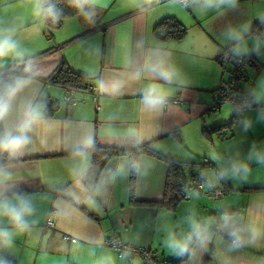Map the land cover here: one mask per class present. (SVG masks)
I'll return each mask as SVG.
<instances>
[{"label": "crops", "instance_id": "0c3cea01", "mask_svg": "<svg viewBox=\"0 0 264 264\" xmlns=\"http://www.w3.org/2000/svg\"><path fill=\"white\" fill-rule=\"evenodd\" d=\"M89 4L84 14L67 17L45 33L35 0H0V29L9 30L6 34L24 53L0 58V68L16 62L15 75L32 81L17 96L2 132L15 128L28 103L42 113L27 147L0 166L9 174L0 180V200L15 202L22 196L34 208L24 232L0 217V228L13 233L10 243L0 241V264H139L138 257L119 256L104 243L114 232L127 243L150 249L158 260H173L181 253L165 246L168 233L187 249L194 244L179 264H264V162L255 158L264 155V0ZM165 17L182 24L183 38L155 34ZM257 23L259 35L251 30ZM245 25L249 27L242 31ZM231 29L242 32L239 41L227 38ZM225 49L253 55L258 63L242 67L240 84L253 104L237 114L229 102L210 108L221 82L230 76L229 65L218 59ZM61 62L87 77L89 87L74 89L78 101L61 102L47 116L42 100H60L64 92L46 82ZM161 69L168 78L159 75ZM153 84L166 93V100L150 108L143 93ZM142 145L176 160L204 164L200 173L210 170L215 182L200 176L227 194L214 199L197 189L185 190L169 208L162 203L167 175L163 159L139 152L132 181L127 154L106 159L99 153ZM236 162L246 163L247 173L233 175ZM188 201L194 202L195 223L187 221ZM52 208L57 214L50 228L45 222ZM233 232L239 243L232 241Z\"/></svg>", "mask_w": 264, "mask_h": 264}, {"label": "clouds", "instance_id": "9594fccd", "mask_svg": "<svg viewBox=\"0 0 264 264\" xmlns=\"http://www.w3.org/2000/svg\"><path fill=\"white\" fill-rule=\"evenodd\" d=\"M46 0H35L37 14L44 13L45 16L52 18L55 22L59 18L58 12L55 11L54 6H49L46 9L42 7ZM73 6L80 8L83 4L89 3L90 0H70ZM219 3H225V0H218ZM229 3H235V0H228ZM212 3V0H209ZM248 25H245L242 31H247ZM7 29H0V58L12 55L14 57H22L23 52L18 51L17 43L12 39ZM242 32L236 29H231L227 33L229 40L239 41L241 39ZM239 54V53H237ZM24 73L30 71V67L24 68ZM156 71V69H153ZM159 75L163 78H168L169 73L166 70L161 69ZM31 78L26 75H12L7 78L0 77V124L5 122L13 111L14 102L17 96L31 83ZM166 100V93L163 92L157 85H149L143 93L144 103L150 107L155 108L162 106ZM42 113L39 110V106L28 103L24 109L23 117L15 128H5L3 132H0V153H7L9 157H15L22 152L24 148L30 143L29 133L31 132L35 123L41 119ZM89 145L91 141L87 142ZM252 158L250 154L249 159ZM255 158L264 162V155L259 153L255 154ZM248 165L244 162H236L232 165L233 175H239L242 172L247 173ZM9 174L0 170V180L5 179ZM34 212L31 202L20 196L16 201H10L7 199L0 200V217H7L12 227L19 231L24 232L29 227L28 217ZM12 231L7 228H0V241L4 243H10L12 238ZM234 237V242L239 243L240 237L233 232L231 234ZM174 247L181 253L187 250L186 244L175 243Z\"/></svg>", "mask_w": 264, "mask_h": 264}, {"label": "trees", "instance_id": "16d2710c", "mask_svg": "<svg viewBox=\"0 0 264 264\" xmlns=\"http://www.w3.org/2000/svg\"><path fill=\"white\" fill-rule=\"evenodd\" d=\"M49 6H54L55 11L59 14V18L55 22H53L52 18L45 16L42 12V18L46 26L45 33H48V31L51 29L59 27L65 18L70 16L82 15L91 8V5L89 3L83 4L80 8H77L73 6L70 0H46V2L42 5V7L45 9ZM251 30L256 35H259L261 31V24L257 23L251 28ZM154 32L157 36L162 38L181 39L185 36L186 29L173 17H165L156 24ZM241 60L243 64H248L249 62L253 61L255 64L254 67H258L257 60L253 55H241ZM17 64L18 63L15 62L0 68V77L7 78L9 76L15 75L16 70L14 68ZM231 71L232 69H230V73ZM46 82L58 85L63 89L72 88L76 90H86L89 87L88 78L74 73L64 62H61L60 65L50 74V76L46 79ZM243 94H246V96H250V94L246 93L244 90ZM58 105V100L56 99L45 98L42 100L44 114L47 116L53 115L56 112ZM235 113L237 114L238 112ZM229 123H231V121ZM215 129L217 130L218 134H224V131L220 130L219 127H215ZM0 132H2V124H0ZM141 151L153 152L159 158L163 159L167 164V175L165 183L166 193H164V200L162 201V203H164L169 208H173L176 202L180 198L185 196V182H187L189 179H195L200 177L204 178L200 176L198 172L204 164L176 160L155 152L154 150L150 149L147 145H142L138 149L132 150L105 148L99 153L103 154V156L105 155L106 159L118 154H127L130 157V177L133 181L136 170L135 157ZM10 161L11 160L7 153H0V166L7 164ZM216 172L218 178H220V180L224 183V177L217 170ZM193 245V243L190 244L186 251L177 255L176 258H174L173 260L159 261H161L163 264H179L190 254Z\"/></svg>", "mask_w": 264, "mask_h": 264}, {"label": "built area", "instance_id": "2783aa9c", "mask_svg": "<svg viewBox=\"0 0 264 264\" xmlns=\"http://www.w3.org/2000/svg\"><path fill=\"white\" fill-rule=\"evenodd\" d=\"M180 3H186L187 0H177ZM219 60L222 63L232 64V71L227 80L222 81L219 88L217 89L216 98L214 103L210 105V108L218 107L223 102H229L235 112H241L247 107L253 104V98L243 94V88L240 85V80L244 78V73L242 70L243 62L241 60V55L235 53L230 49H225L219 55ZM251 66H254V62L251 61L248 63ZM74 89L68 88L64 89L62 98L58 100V104L65 102L67 104H75L78 100L73 96ZM177 101V99H173ZM185 190L197 189L206 193L214 199L224 196L225 190L222 188H213L209 187L206 179L204 178H195L189 179L185 182ZM57 214L56 209L52 208L46 218L45 225L47 227L53 228L55 226V216ZM64 238L69 240H74L73 237L65 235ZM234 242V239H232ZM104 243L113 248L119 256L127 254L132 257H138L140 259L139 264H163L161 261L156 259L155 253L148 248L135 246L130 243L123 241L120 235L117 232L109 235Z\"/></svg>", "mask_w": 264, "mask_h": 264}, {"label": "rangeland", "instance_id": "374dc122", "mask_svg": "<svg viewBox=\"0 0 264 264\" xmlns=\"http://www.w3.org/2000/svg\"><path fill=\"white\" fill-rule=\"evenodd\" d=\"M228 65H229V67L231 69L232 68V64H228ZM246 86L248 87L249 85L246 84ZM198 172H199V174H202V175L206 176L207 178H210L213 181V183L215 182L214 176L211 174L210 170L205 169L203 173L202 172L200 173V171H198ZM225 194H227V193H225ZM225 194H224V196H225ZM191 195H194V192H192ZM224 196H222V197H224ZM222 197H220V198H222ZM217 199H219V198H217ZM188 202L189 203L186 204V211L188 212L187 221L189 223H193V222L195 223L198 219H197V215H195V208L192 206V204H194V202L193 201H191V202L188 201ZM196 214H197V212H196ZM175 243H179V242H177V238L174 239L171 234L167 233L166 237H165V246L167 247L169 252H174V251L178 250V249H176L174 247ZM182 244H184V243H182Z\"/></svg>", "mask_w": 264, "mask_h": 264}]
</instances>
